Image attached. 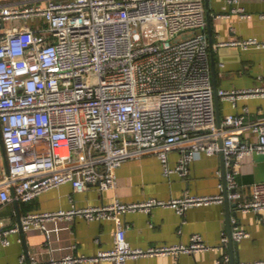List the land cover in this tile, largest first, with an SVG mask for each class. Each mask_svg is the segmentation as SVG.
<instances>
[{
    "label": "built area",
    "instance_id": "built-area-1",
    "mask_svg": "<svg viewBox=\"0 0 264 264\" xmlns=\"http://www.w3.org/2000/svg\"><path fill=\"white\" fill-rule=\"evenodd\" d=\"M207 27L205 0H48L2 6L0 123L9 171L0 181V211L67 183L77 192L89 185L114 190L123 162L150 152H157L167 173L185 175L189 162L204 152L223 153L231 167L228 187L235 192L230 199L238 201L242 211L263 212L264 181L255 182L251 199L242 202L233 168L251 152L264 154V120L247 122V108L218 118ZM218 45L264 48V39ZM218 96L236 106L242 99L264 98V85L218 89ZM246 128L256 140L242 138ZM185 144L189 146L178 166L170 168L169 150ZM223 202V194H185L170 201L116 199L101 206L28 213L20 222L0 224V251L21 229L39 230L50 239L61 228H49V221L80 216L113 221L114 246L94 257L66 256L65 264H126L143 256L196 254L213 249L198 234L188 245L131 246L124 216L158 206L184 213ZM248 236L238 226L233 230L236 241ZM222 243H228L227 233Z\"/></svg>",
    "mask_w": 264,
    "mask_h": 264
},
{
    "label": "crops",
    "instance_id": "crops-1",
    "mask_svg": "<svg viewBox=\"0 0 264 264\" xmlns=\"http://www.w3.org/2000/svg\"><path fill=\"white\" fill-rule=\"evenodd\" d=\"M48 0H0L5 5L20 6L26 3H42ZM234 8L242 11L234 12ZM212 19L213 57L216 65L218 89H244L264 85V48L226 45L220 42L254 37L264 39V0H209ZM207 13V6H206ZM243 14H251L250 19ZM23 21H16L21 25ZM11 25V24H10ZM208 31V27H207ZM209 35V33H208ZM211 54V52H210ZM247 122L264 120V98L239 100L237 105L219 98L217 115L243 113ZM241 136L244 140H256L250 128ZM189 145H176L168 152V165L175 169ZM223 156L220 153L197 154L188 164L185 175L167 173L157 152H150L126 160L117 170V187L101 191L89 185L85 191L77 192L69 183L51 189L32 201L7 204L0 211V224L19 222V215L28 213L69 210L77 207L101 206L120 200L124 203L142 202L151 198L164 201L179 199L185 194L198 196L224 194ZM227 171L231 167L226 164ZM234 180L241 193L240 201L251 199V188L255 182L264 181V154L251 152L240 165L234 167ZM8 172L0 123V181ZM213 203L189 208L184 213L172 207H154L150 212L134 211L124 216L127 240L135 248L177 246L190 244L192 237L200 235L213 249L196 254L179 253L143 256L130 259L126 264H231L232 254L237 264L264 260V211H242L234 206ZM232 229L237 226L249 233L247 238L234 240L233 247L223 245L222 237L229 232V216ZM49 228L60 227L52 232L50 239L39 230L18 232L10 235L11 244L0 251V264H65L66 256L94 257L101 250L114 246L116 225L111 220H87L77 216L72 220L62 219L58 223L49 221ZM25 261L22 262V257ZM228 257V260L226 258ZM221 261V262H219ZM78 264H115L113 261Z\"/></svg>",
    "mask_w": 264,
    "mask_h": 264
},
{
    "label": "water",
    "instance_id": "water-1",
    "mask_svg": "<svg viewBox=\"0 0 264 264\" xmlns=\"http://www.w3.org/2000/svg\"><path fill=\"white\" fill-rule=\"evenodd\" d=\"M206 1V6H207V22H208V33H209V38H210V49H211V69H212V78H213V85H214V92H215V104L218 108L219 106V96H218V83H217V73H216V65H215V60H214V57H213V49H214V46H213V32H212V19H211V15H210V10H209V0H205ZM218 118H220V116H218ZM5 152V150H4ZM223 158H224V155L223 153H220ZM224 162H223V179H224V202L226 203V205L229 206L230 202L232 201L229 197L230 193L232 192H235V190H229V187H228V180H227V168H226V162H225V158L223 159ZM8 171H9V166H8ZM17 206L19 205V202L18 201H15L14 202ZM234 206L237 210H241V208L239 207V202L238 201H235L234 203ZM229 217V232H228V243L231 247H233V244H234V238H233V229H232V225H231V222H230V215L228 216ZM21 220V216L19 215V219L18 221L20 222ZM21 232H24L22 229H21ZM231 264H237V259L235 260V257L234 255L232 254L231 256Z\"/></svg>",
    "mask_w": 264,
    "mask_h": 264
}]
</instances>
